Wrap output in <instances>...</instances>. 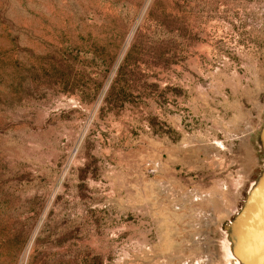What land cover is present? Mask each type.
<instances>
[{"label": "rangeland", "instance_id": "374dc122", "mask_svg": "<svg viewBox=\"0 0 264 264\" xmlns=\"http://www.w3.org/2000/svg\"><path fill=\"white\" fill-rule=\"evenodd\" d=\"M262 241L264 0H0V264Z\"/></svg>", "mask_w": 264, "mask_h": 264}, {"label": "bare ground", "instance_id": "6f19581e", "mask_svg": "<svg viewBox=\"0 0 264 264\" xmlns=\"http://www.w3.org/2000/svg\"><path fill=\"white\" fill-rule=\"evenodd\" d=\"M238 253L243 264H264V243L262 245L245 243Z\"/></svg>", "mask_w": 264, "mask_h": 264}, {"label": "water", "instance_id": "95a60500", "mask_svg": "<svg viewBox=\"0 0 264 264\" xmlns=\"http://www.w3.org/2000/svg\"><path fill=\"white\" fill-rule=\"evenodd\" d=\"M263 243H264V241H262V242H260V243H256V244L260 245V244H263Z\"/></svg>", "mask_w": 264, "mask_h": 264}]
</instances>
